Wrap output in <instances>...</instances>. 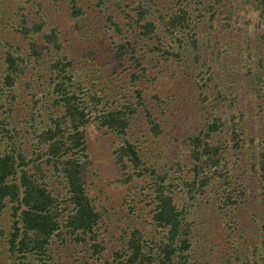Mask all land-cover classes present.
<instances>
[{
  "label": "rangeland",
  "instance_id": "374dc122",
  "mask_svg": "<svg viewBox=\"0 0 264 264\" xmlns=\"http://www.w3.org/2000/svg\"><path fill=\"white\" fill-rule=\"evenodd\" d=\"M75 1L85 12L77 20L72 19V0H0V71L7 55H12L16 47H21V53H27L25 59L30 60L23 64L20 80L16 78L11 86L6 84L5 88L0 75V89L4 88L9 94L6 100L0 93V155L11 148L5 134L6 130H11V136L18 140L17 146L27 153L28 159L32 158V169L26 167L31 169L30 174H38L39 183L46 184L47 191L60 199L65 198L63 187L53 178L52 168L47 167L42 158L36 161L37 156L31 155L39 153L34 130L40 132L43 125L33 127L35 121L30 117L37 122L41 115L42 121L48 123L46 111L57 114L55 100L62 97H55L51 89H47L54 63L47 48L55 51L47 36L56 30L65 54L72 61L64 69L63 76L70 77L71 84L79 85L76 97L80 108H86L85 113L92 121L84 127L89 157L84 177L87 193L100 215L96 243L101 247V255L94 254V242H74L66 236L64 246L56 248L55 252L52 249L51 262L115 264L124 259L119 257L122 250H129L122 238L123 232L137 228L144 234L143 241L150 244L145 246L144 253L153 255L151 264H159L157 258L161 255L160 249L167 244V231L153 225L151 210L156 201L152 198L154 193L145 187L150 181L145 176L134 177L126 183L125 175L134 173L131 164L128 163L125 171L116 164L112 155L116 139L103 136L94 120L105 104L107 110L112 111L126 100L118 95L120 86L131 94L141 90L148 102L156 95L159 100L153 99L150 104L156 106L151 112L156 114L157 122L181 131L174 130L179 136L178 142L169 131L168 137L162 135L152 139L151 132L148 133L146 140L140 142L145 166L153 164L158 172L171 171L176 181L192 186L194 168L196 182H201L203 176L216 167L202 161L196 163L189 155L191 147L187 136L203 130L207 132V124L212 125L216 118L214 139L219 141L220 137L221 141L215 145L222 147L226 160H229V153L231 160L240 158L238 166L247 172L242 179L254 189V184L248 181L251 176L256 180L253 165L256 168L264 165V22L253 10L254 0H142L147 11L145 22L153 21L159 28L156 31L159 39L143 41L144 45L136 50L138 57L146 54L144 67L147 71L132 83L130 74L124 70L130 67L133 74H139L140 70L132 60L120 64L113 43L122 44L123 41L104 28L102 15L92 6L96 0ZM120 2L127 5L133 1ZM153 2L162 10V15L172 10L163 20L157 19L160 14L153 12ZM176 2L181 8L180 14L173 12ZM112 4L107 2L106 6ZM112 7L115 20L126 31L128 19L116 5ZM172 16H178L181 23L174 28L169 25L165 30L164 23L168 24ZM33 24H41L42 28L28 39L18 31L20 26L32 28ZM128 35L133 36V33ZM32 42L37 45V53H28ZM249 42L252 46L247 47ZM157 44H161L163 50L149 52ZM176 52L180 54L173 56ZM245 62L253 83H249L250 78H245L244 83ZM90 96L99 100L95 107L88 100ZM231 120L249 133V140L244 139L243 152L233 149L230 138L234 134L228 130ZM176 163L181 166L180 172L178 166L173 167ZM39 165L41 170L38 171ZM21 171L22 167H18V175ZM233 175L227 173L204 182V190L196 196L186 193L173 196L177 208L185 211L184 238L188 248H184L182 255L188 264H260L257 258L264 252V193L261 189L253 194L247 191L248 196L241 201L232 200L229 196L234 197L235 191L244 194ZM15 220L9 205L0 211V264H19L10 254L8 243Z\"/></svg>",
  "mask_w": 264,
  "mask_h": 264
},
{
  "label": "trees",
  "instance_id": "16d2710c",
  "mask_svg": "<svg viewBox=\"0 0 264 264\" xmlns=\"http://www.w3.org/2000/svg\"><path fill=\"white\" fill-rule=\"evenodd\" d=\"M132 1L126 5L121 3L120 0H96V3L92 6L102 15L104 25H106L104 28L113 32L115 36L123 41L122 44L113 43L120 64L123 65L125 60H128V62L132 60L138 66V68L136 66V69L140 70L139 74H133L130 67L124 70V72L130 74L129 81L135 83L138 75H145L147 71L144 67L147 62L146 54L138 57L136 50L139 46L144 45L143 41L147 43L151 39H159L158 34H156L159 28L153 21L150 23L145 22L147 11L142 5V0ZM107 2L116 5L128 19L126 31H124V26H121L115 20L114 8L112 5L106 6ZM254 2L253 10L257 14V18L264 22V0H254ZM152 7H154L153 12L155 14H160L157 17L160 20H163V17L172 10L162 15V10L157 4L153 2ZM71 10L73 20L85 15L83 9L76 5L75 0H72ZM176 11L179 14L182 13L177 2L173 9V12L176 13ZM179 23L181 21L178 16H172L168 24L164 23V29H168L167 26L169 25L173 28L177 27ZM180 27L182 30V26ZM41 28V24H33L32 28L20 26L18 31L28 39L33 33H40ZM129 32L133 33V36L128 35ZM47 41L52 42V49H55L53 51L51 48H47L48 53L54 60L47 89H51L50 93H54L55 97L58 95H62V97L54 99L56 104L53 102L57 106V114H52V110L46 111L48 123L42 121L41 115L37 122L36 118L30 117L31 120L35 121L33 127L36 124L43 125L40 132L34 130L37 131L34 132V135L36 136L35 141H38L36 149L39 153L32 152L31 155L35 154L37 156L36 161L42 158L43 161H41L47 167L52 168L53 178L59 181L66 196L60 199L59 196L53 195L52 192L47 191L46 184L39 183L40 176L38 174H30L33 166L32 158L28 159L27 153L17 146L19 145L18 140L15 139L14 135L11 136V130H6V139L9 141L11 148L7 153L0 155V211L9 205L13 217L16 218L8 243L10 254L17 258L19 264H53L51 262L52 249L55 252L56 248L64 246L68 238L66 236H70V239L73 238L74 242L85 243L87 240L94 242V254L101 255V247L96 243V229L100 215L87 193V183L84 177L89 163L88 144L84 127L92 121L85 113L86 108L84 110L80 108L81 104L76 97L79 85L71 84V78L63 76L64 69L70 66L72 61H69L68 56L65 54L64 44L60 41L58 32L56 30L52 31L47 36ZM193 44L196 45V42ZM250 46L252 45L249 42L247 47ZM28 49V53H37V45L34 42L29 43ZM153 50L162 51L163 46L157 44L155 48H150L149 52ZM179 54L180 52H176L172 55ZM26 55L27 53H21V47H16L12 55H7L6 62L0 71L5 88L6 84L11 86L16 78L20 80L23 64L30 62L29 59H25ZM261 61L260 58L259 65ZM152 66L155 67V64L152 63ZM246 66L247 62L243 65L245 71L242 75L244 83L245 78H250L252 75L250 71H246ZM149 76L154 77L153 74ZM58 81L60 83H57ZM253 82L254 79L250 78L249 83ZM67 83L71 85L65 87ZM0 93L6 96L4 97L6 100L9 98V94L4 88L0 89ZM118 95H123L126 100L112 111H108L107 104H105L102 110L99 111L100 115L94 120L96 129L102 132L103 136L110 135L116 139V148L112 150L116 164L123 171L128 169V163L131 164L134 173L125 175L127 178L126 183L134 177L145 178V176L150 181L145 187H148L154 193L152 198L156 201L155 207L151 210L153 225L156 229L164 228L167 231V244H164L163 248L160 249L159 253L161 255L159 254L157 258L160 260L159 264H188L185 260L186 257L182 255L184 248H188V242L184 238L185 211L177 208L173 196L178 194L179 197L185 193L190 196L195 194L196 196L204 190V182L207 183L210 179L216 177L221 178L228 173L229 175L234 174L235 183L244 192L242 194L235 191L234 197L233 195L229 197L233 198L234 201H241L242 197L248 196L247 191L253 194L257 189H261L264 193V165L256 168V165H253L254 162L252 163L253 169L252 165L251 169L254 171L256 180L254 181L252 176L248 180L255 186L254 189H250L247 182L242 179L247 172L238 166L240 158L231 160L232 154L229 153V160H226L225 152L221 150L222 147L215 145V143L221 141V138L219 137V141L214 139V134H216L215 124L218 121L214 118L212 125L207 124V132L202 129L203 131H199L198 134L187 136V141L191 147L189 155L195 159L196 163L202 161L208 166L216 167L213 172L205 174L201 182H196L197 173L195 168L194 182L191 184L192 186H187L186 183L176 181L177 178H173L171 171L158 172L157 168L152 166L153 164H148V167H146L142 156L143 144L140 142L143 139L146 140L150 132L151 139L153 137L159 138L162 135L168 137L170 132L175 135L174 139L178 142L179 136L174 133V130L179 129L176 127L166 128L164 124L157 122L156 114L151 112V109L156 108V106L150 104L151 101H154L153 99L159 100L156 95H153V99L148 102L146 95L141 90L131 94L124 86H120ZM88 100L94 107L99 103L95 96L88 97ZM228 130L231 134H234L230 138L233 149L243 152L244 139L246 137L249 140V133L244 131V127H238V124L233 120L229 122ZM176 166H178L180 172L181 166L177 163L173 165V167ZM18 167H22L19 175ZM26 167H31V169ZM37 170H41V165L37 166ZM42 177L45 176L42 174ZM194 200L196 201L195 197ZM124 232L122 238L129 250L123 249L119 257L124 259L117 260L115 264H151L154 257L144 253L145 246L150 245L143 241L144 234L137 228H132L126 234ZM257 261L264 264V252L259 254Z\"/></svg>",
  "mask_w": 264,
  "mask_h": 264
}]
</instances>
